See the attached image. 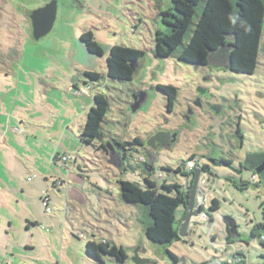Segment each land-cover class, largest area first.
<instances>
[{
  "label": "rangeland",
  "instance_id": "obj_1",
  "mask_svg": "<svg viewBox=\"0 0 264 264\" xmlns=\"http://www.w3.org/2000/svg\"><path fill=\"white\" fill-rule=\"evenodd\" d=\"M50 1L0 0V264H53L48 257L54 256L64 264H86V241L103 238L126 247L128 264H134L135 252L146 264L206 262L219 256L220 242L227 253L239 249L248 263H257L263 250L251 231L263 220L264 176L255 173L252 180L250 168L236 172L213 160L234 154L238 168L246 153L264 152V56L252 75L230 71L219 57L209 65H192L156 56V31L171 29L162 14L170 0H54L53 27L35 40L29 14ZM86 31L102 55L87 51L80 39ZM262 38L264 46V30ZM113 45L142 52L129 81L106 77L105 59ZM84 71L98 79L86 85ZM169 84L177 87L172 111L158 88ZM98 92L109 102L102 124L108 138L144 141L134 151L112 142L121 166L97 149V141L86 146L76 138ZM137 94L140 105L133 110ZM56 152L70 158L56 163ZM191 154L209 165L210 174L201 172V178H208L210 197L219 201L213 223L192 216L185 236L156 244L144 233L145 206L120 205L118 180L142 184L145 166L138 158L144 156L153 161L154 175L163 177L159 182L182 183L184 175L162 167L174 169ZM189 171L185 166L182 173ZM45 197L48 210L41 201ZM224 217L236 225L226 244ZM30 244L36 248L27 249Z\"/></svg>",
  "mask_w": 264,
  "mask_h": 264
},
{
  "label": "trees",
  "instance_id": "obj_2",
  "mask_svg": "<svg viewBox=\"0 0 264 264\" xmlns=\"http://www.w3.org/2000/svg\"><path fill=\"white\" fill-rule=\"evenodd\" d=\"M170 3V9L162 14L171 29L168 33L156 31V56L161 58L172 57L192 65H209L211 61L220 58L224 60L223 66L232 72L243 75H252L255 72L259 55L264 56L262 52L264 50L262 44L264 0H170ZM80 39L89 53L95 55L104 53L95 42L90 31L82 33ZM141 56L142 52L135 48L124 45L111 46L106 56V77L116 81L131 80L135 64ZM84 75L92 81L98 79V74L94 72H85ZM158 88L166 97L167 110L172 111L177 97V87L169 84L159 85ZM138 96L137 94V99ZM92 101L93 104L86 112L85 122L80 127L77 138L80 143L86 146L97 141V149H102L107 155L110 154L112 162L116 166H121L123 164L122 158H119L113 151L112 142H116L124 150L134 151L137 147L144 146V141L139 137L123 142L108 138V135L102 130V124L109 109L108 99L98 92L93 94ZM213 105L219 108L217 104ZM152 140L153 138L149 143L152 144ZM107 144L111 148L110 151ZM228 156H220L213 161L215 164L233 168L236 172H241L248 167L253 171V175H255V167L264 161V152H249L244 155L243 162L239 161V167L235 168L233 163L237 158L236 155L228 154ZM140 157L138 161L143 162L145 166L142 169L143 183L118 180V197L122 200L121 202L129 205L141 204L145 206L148 221L144 225V233L150 241L161 245L171 244L180 239L178 233L185 216V196L189 190L184 189L183 183L186 182L190 189L193 179L192 170L197 168L200 171V179L201 172L210 174L209 165L201 163L194 154H191L185 162L174 169L169 166L162 167L167 172L181 173L186 177L185 181L179 183L162 179L159 182L158 179L161 175L159 177L154 175L153 161L146 162L145 157L144 160H141ZM53 160H57L56 155ZM191 160L195 164L193 168H189L187 165L188 161ZM185 166L189 168V174L182 173ZM258 175L264 176V172ZM257 182L254 183L257 184ZM235 184L238 187L246 186V182H235ZM208 188H210L208 208H194L198 212L204 211L208 217L206 223L212 224L213 211L218 209L219 201L215 197L211 198L213 188L209 184ZM259 206L263 220L254 226L251 235L258 239L263 250L259 254L257 263H255L264 264V200L260 202ZM179 207L183 208L180 218L177 214ZM255 227H257V232ZM226 232L224 239L229 241L232 233L227 225ZM214 239L215 237L212 236V241ZM84 249L87 257L94 262L102 263V258L105 257L116 264H125L129 259L123 246L116 245L107 239H88ZM165 251L174 262L178 261L172 252L167 249ZM231 258L232 262L221 259L215 263L209 259L206 262L195 264H248L246 257L240 251L233 253Z\"/></svg>",
  "mask_w": 264,
  "mask_h": 264
},
{
  "label": "water",
  "instance_id": "obj_3",
  "mask_svg": "<svg viewBox=\"0 0 264 264\" xmlns=\"http://www.w3.org/2000/svg\"><path fill=\"white\" fill-rule=\"evenodd\" d=\"M56 18V2L50 1L44 4L41 7L33 9L29 14V19L31 21L32 26V36L35 40L43 37L47 33H49L53 27L54 21ZM135 99V104L132 106V109L135 110L140 105V99L137 97ZM255 173L261 174L264 172V161L257 165L254 169ZM193 179L188 191V194L185 196V216L182 221L178 236L183 237L187 234V229L189 225L190 218L192 216H198L199 212L194 208L195 202V192L197 188V183L200 175V171L197 168L192 170ZM224 222L228 226L230 231H236V225L231 217H224ZM262 231V230H261ZM134 264H146L145 260L139 258L137 252H135L134 257L132 258Z\"/></svg>",
  "mask_w": 264,
  "mask_h": 264
},
{
  "label": "built area",
  "instance_id": "obj_4",
  "mask_svg": "<svg viewBox=\"0 0 264 264\" xmlns=\"http://www.w3.org/2000/svg\"><path fill=\"white\" fill-rule=\"evenodd\" d=\"M90 88L91 87L87 86V88L85 90L87 91ZM85 90L82 89V92H84ZM69 158H70L69 155H61L59 157V161L64 163V162L68 161ZM140 159L144 160V157H140ZM187 165L189 168H193L195 166V164L192 160L188 161ZM252 179L253 180L255 179V175L252 176ZM207 183H208V180L205 178L198 179L197 188H196L195 197H194V202H195L194 207L195 208L202 207L204 209H207L209 206V190H210V188H207L208 187V185H206ZM183 186H184V189L186 191L189 190V186H187L186 182L183 183ZM48 200H49L48 197H45L43 200H41L43 206L46 209H47ZM207 219H208V217L204 211L199 212V222L206 223ZM210 225H212V224H210ZM214 241H215V239H214ZM218 245H219L218 252H220V254H219V256L211 259V261L215 262V263L219 262L221 259H223L227 262H232V258H231L232 254L237 252V251H240L239 249H236L233 253L224 254V253H226L225 248L223 246L224 244H222V242H220V243H218ZM240 253H242V252H240ZM242 255H244V254L242 253Z\"/></svg>",
  "mask_w": 264,
  "mask_h": 264
},
{
  "label": "crops",
  "instance_id": "obj_5",
  "mask_svg": "<svg viewBox=\"0 0 264 264\" xmlns=\"http://www.w3.org/2000/svg\"><path fill=\"white\" fill-rule=\"evenodd\" d=\"M106 60V59H105ZM87 71V70H86ZM86 71H84L83 72V74L86 72ZM105 72H106V63H105ZM90 81V80H89ZM84 83H88V84H90L91 85V83H92V81H90V82H84ZM68 124H69V122H68ZM84 124V123H83ZM82 124V125H83ZM82 125H80L79 126V129H80V127L82 126ZM78 133H79V131H78ZM78 136H76V138H77ZM78 139V138H77ZM61 145V140H60V143H59V146ZM57 157V160H55V162L57 163L58 161H59V157L61 156V155H67V154H65V153H63V154H58V152H56V154H55ZM64 163H66V162H64ZM60 183H62V181H60ZM120 205H125V206H127V204L126 203H124V202H121V204ZM128 219H130V217L128 216L127 217ZM36 223V222H35ZM126 223H127V221H126ZM26 229L28 228V226H26L25 227ZM226 236V235H225ZM213 237H215V239H216V237H217V235H213ZM47 239V238H46ZM103 239H105V238H103ZM108 240V239H107ZM224 241H225V244L226 243H230L231 242V239L229 240V241H227V240H225L224 239ZM47 242V241H46ZM112 242L113 243H115L116 245H121V246H123L124 248H125V250L127 251V249H126V247L124 246V245H122V244H120V243H117V242H115V240L113 239L112 240ZM222 244H224V243H222ZM27 249H29V250H33V249H35L36 248V246H34L33 244H30L28 247H26ZM84 250V258L86 259L85 260V263L86 264H104V262H107L108 264H116L115 262H111V261H109V260H107L105 257H103L102 259H103V262L102 263H99V262H94V261H92L91 259H89L88 257H87V255H86V253H85V249H83ZM139 250H140V248H139ZM226 251V250H225ZM224 254H228L227 252L226 253H224ZM49 259H51V261H52V263L53 264H64V262H63V260H62V257L60 256V257H53V258H51V257H48ZM128 261V260H127ZM247 263H248V261H247ZM68 264H73L72 262H70L69 261V263ZM125 264H128L127 262L125 263ZM248 264H254V263H248Z\"/></svg>",
  "mask_w": 264,
  "mask_h": 264
},
{
  "label": "flooded vegetation",
  "instance_id": "obj_6",
  "mask_svg": "<svg viewBox=\"0 0 264 264\" xmlns=\"http://www.w3.org/2000/svg\"><path fill=\"white\" fill-rule=\"evenodd\" d=\"M215 107V106H214ZM215 108H218V107H215ZM236 135H238V136H242L241 134H240V131H238L237 130V133H236ZM239 143H242V141L240 140V142Z\"/></svg>",
  "mask_w": 264,
  "mask_h": 264
}]
</instances>
